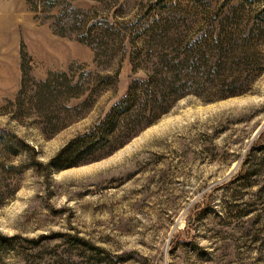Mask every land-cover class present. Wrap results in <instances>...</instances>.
<instances>
[{"label": "rangeland", "instance_id": "obj_1", "mask_svg": "<svg viewBox=\"0 0 264 264\" xmlns=\"http://www.w3.org/2000/svg\"><path fill=\"white\" fill-rule=\"evenodd\" d=\"M174 1L181 16L243 21L228 29L236 39L264 7ZM0 8V128L35 148L41 165L28 153L1 159L17 168L0 169V233L20 237L21 246L10 264H264V50L242 67L228 60L218 78L250 80L246 93L189 95L110 155L60 168L51 164L59 151L145 75L127 56L117 86L73 100L60 122L19 114L9 106L22 87V52L38 80L72 64L96 71L95 54L55 34L25 0H0Z\"/></svg>", "mask_w": 264, "mask_h": 264}, {"label": "trees", "instance_id": "obj_2", "mask_svg": "<svg viewBox=\"0 0 264 264\" xmlns=\"http://www.w3.org/2000/svg\"><path fill=\"white\" fill-rule=\"evenodd\" d=\"M25 1L36 19L49 24L55 34L74 37L91 47L96 71L72 64L68 70L50 71L38 80L31 67H26L22 52V87L16 102L9 106L19 114L29 118L40 114L42 119L60 122L73 108V100L90 99L117 86L119 68L127 56L133 71L145 75L133 79L127 94L104 119L59 151L51 164L60 168L110 155L189 95L225 98L246 93L250 80L239 76L241 79L228 83V79L218 78L225 77L228 60L238 58L242 67L244 62H257L259 51L264 50V7L256 8L254 22L246 21L247 35L243 38L237 32L236 39L228 29L237 31L243 21L223 20L219 14L208 18L181 16L180 4L174 0ZM244 1L239 5H246ZM23 153L40 165L35 148L11 129L0 128V169H17L1 164V159ZM18 240L20 237L0 233V264H10L9 259L16 257L12 253L21 247ZM28 242L41 244V240Z\"/></svg>", "mask_w": 264, "mask_h": 264}, {"label": "crops", "instance_id": "obj_3", "mask_svg": "<svg viewBox=\"0 0 264 264\" xmlns=\"http://www.w3.org/2000/svg\"><path fill=\"white\" fill-rule=\"evenodd\" d=\"M1 9H2V8H0V12L2 11Z\"/></svg>", "mask_w": 264, "mask_h": 264}]
</instances>
